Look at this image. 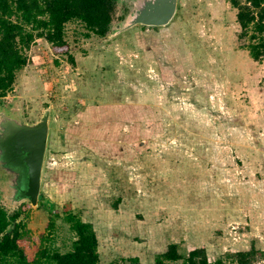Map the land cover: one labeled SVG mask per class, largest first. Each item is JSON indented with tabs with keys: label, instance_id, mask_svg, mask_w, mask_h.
<instances>
[{
	"label": "rangeland",
	"instance_id": "obj_1",
	"mask_svg": "<svg viewBox=\"0 0 264 264\" xmlns=\"http://www.w3.org/2000/svg\"><path fill=\"white\" fill-rule=\"evenodd\" d=\"M236 13L228 0H179L168 26L120 31L116 16L107 36L87 37L72 21L70 53L31 44L3 99L27 123L49 111L38 204L12 202L0 180L6 208L28 204L30 254L50 222L69 246L67 209L93 224L101 264H154L171 242L224 264L253 249L264 264V61L242 45Z\"/></svg>",
	"mask_w": 264,
	"mask_h": 264
},
{
	"label": "trees",
	"instance_id": "obj_2",
	"mask_svg": "<svg viewBox=\"0 0 264 264\" xmlns=\"http://www.w3.org/2000/svg\"><path fill=\"white\" fill-rule=\"evenodd\" d=\"M228 1L237 9L238 38L242 45L255 61H264V0ZM117 13V0H0V97L14 88L18 73L30 60L27 50L36 40L48 42L55 54H68L65 28L69 22L81 23L87 29V37L91 34L105 37ZM70 59L74 61L73 56ZM27 207L23 202L10 211L0 199V264H101L99 240L93 224L67 209L62 218L72 233L69 246L62 248L55 244L57 238L51 235L55 233V225L50 222L48 234L43 236L37 252L30 254L26 244L30 237ZM254 253L253 249L238 252L235 255L237 264H252ZM137 260L131 258L133 262ZM179 260L184 264H224L221 259L212 261L204 247L183 255L176 242L158 253L154 264Z\"/></svg>",
	"mask_w": 264,
	"mask_h": 264
},
{
	"label": "water",
	"instance_id": "obj_3",
	"mask_svg": "<svg viewBox=\"0 0 264 264\" xmlns=\"http://www.w3.org/2000/svg\"><path fill=\"white\" fill-rule=\"evenodd\" d=\"M141 6L128 13L121 24L120 31L136 25L165 26L175 17L178 0H140ZM139 2V3H140ZM49 139V111L38 122L14 127L7 136L6 148L9 156L13 154L22 170L21 195L33 206L39 201L44 171L46 150Z\"/></svg>",
	"mask_w": 264,
	"mask_h": 264
},
{
	"label": "flooded vegetation",
	"instance_id": "obj_4",
	"mask_svg": "<svg viewBox=\"0 0 264 264\" xmlns=\"http://www.w3.org/2000/svg\"><path fill=\"white\" fill-rule=\"evenodd\" d=\"M139 2L140 0H117V17L119 22L122 21L128 13L139 9L141 6V2ZM6 97L7 96L0 97V180L5 178L9 190V198L12 202L18 203L27 201V199L21 195L22 170L18 166L19 164H17V160L19 159L14 160L13 154L9 156L6 144L7 136L9 135L10 137L14 127L19 128L28 123L23 118L24 114L21 108H19L18 100H4Z\"/></svg>",
	"mask_w": 264,
	"mask_h": 264
}]
</instances>
